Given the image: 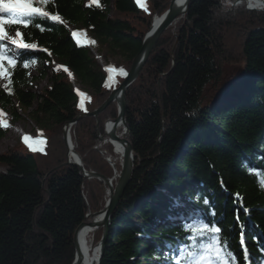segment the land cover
Segmentation results:
<instances>
[{
    "label": "trees",
    "instance_id": "16d2710c",
    "mask_svg": "<svg viewBox=\"0 0 264 264\" xmlns=\"http://www.w3.org/2000/svg\"><path fill=\"white\" fill-rule=\"evenodd\" d=\"M33 2L48 16H21L27 26L4 28L20 31L18 39L33 47L0 50V111L16 121L19 110L29 109L43 143L33 151L20 141L0 153V264H71L75 228L86 213L104 207L108 193L102 180L86 178L67 162L73 158L62 127L95 109L120 84L170 0ZM224 9L219 0H190L186 18L178 16L161 34L126 89L134 170L113 213L100 264H188L177 247L191 248L192 231H184L179 219L190 212L197 218L189 223L197 229L201 219L220 229L218 244L203 242L198 259L204 264H245L246 253L251 264H264V10L245 3ZM69 28L82 30L87 42H75ZM89 46L116 58L110 76ZM50 55L84 87L81 100ZM34 62L43 68L31 76ZM225 62L243 63V69L222 88ZM37 78L48 81L39 91L30 85ZM210 87L216 90L207 103ZM226 87L228 95L219 100ZM117 111L113 101L98 121L83 117L69 130L84 168L109 178L114 173L100 149L110 154L112 147L96 146L105 121ZM6 131L0 126V138ZM101 234L102 228L93 232V244Z\"/></svg>",
    "mask_w": 264,
    "mask_h": 264
},
{
    "label": "water",
    "instance_id": "95a60500",
    "mask_svg": "<svg viewBox=\"0 0 264 264\" xmlns=\"http://www.w3.org/2000/svg\"><path fill=\"white\" fill-rule=\"evenodd\" d=\"M230 1H231V6L224 10L231 11L243 2L246 4V7L248 9L264 10V0H230ZM189 3L190 0H185L184 4L178 5L176 3V0H170L168 8L161 14L159 18L160 19L159 22L153 27L151 25V27L145 34L142 40L141 47L134 56L130 69L127 72L126 76L123 78V80L120 82V84L111 90L109 95L99 106H97L95 109L91 111H84L79 113L71 121L66 122L62 128V134L65 145L68 149V152L71 153L73 157V160H71L70 156H68L67 162L79 166V168L83 172V175L86 178L95 177L102 180L107 186V193H108V198L104 207L96 212L86 213L84 219L75 228L73 233L75 257L71 264H80L82 260V253L79 249L76 240V234L79 228H81L85 224H88L95 228H102L101 237L99 241L96 244H94V246H96L99 250L97 264H100L101 257L105 248V244L107 242V238L110 233V225H111V219L113 213L119 203L120 198L122 197L125 189L127 188L131 180L132 173L134 170V166H133L134 152L130 139L129 128L125 121V112L127 108V101L125 95L126 89L140 74V71L144 63L146 62L148 56L150 55L151 51L156 45L161 34L173 23V21L178 16L183 15L184 19L186 18V14L189 8ZM153 20L155 21V19ZM227 95H228V87L222 89L219 100L224 99ZM113 101H115L117 104V110H118L117 116L115 118L106 120V123L109 122L110 126L109 128L105 127V134L110 139L119 140L121 143H123L124 146L123 159L121 162V170L120 173L118 174V178L115 183H113L112 179H110L108 176L104 174H101L93 170L88 171L84 168L81 157L73 148L69 134L70 126L74 122L78 121L83 117L93 116L98 121L99 114ZM120 124L123 127L124 133L127 134L128 136L127 138L120 137L119 134L117 133V127ZM100 138H103V136H100ZM88 217H91L92 219L87 220Z\"/></svg>",
    "mask_w": 264,
    "mask_h": 264
},
{
    "label": "snow or ice",
    "instance_id": "6c2138e0",
    "mask_svg": "<svg viewBox=\"0 0 264 264\" xmlns=\"http://www.w3.org/2000/svg\"><path fill=\"white\" fill-rule=\"evenodd\" d=\"M41 3L46 2V0H40ZM178 5H182L185 3V0H176ZM34 14H39L41 16H48L47 12H43L40 7L35 6L33 0H0V39L8 36V33L4 30L6 25H25L27 26V21L20 19L21 16H32ZM52 20L58 19L56 16L51 17ZM74 35H76L74 33ZM15 36L17 38L21 37V32L16 31ZM12 40L13 44L18 45L20 48L30 49L33 45L27 43H21L19 39H12L10 36L8 37ZM8 63L11 64L12 61L8 60ZM5 69L0 67V72H4ZM108 71H112V69H108ZM27 140V138H25ZM30 150L31 145H29ZM264 187V182L261 184ZM209 203L208 199H204V204L207 205ZM177 207H179V203L177 202ZM247 212V209H245ZM214 216V210L209 213ZM173 220L178 219L176 217L171 218ZM179 219H184L183 216L179 217ZM184 231L188 232L190 229L192 234L187 237V239L191 242V248H186L185 246H180L179 253L181 257L185 255L188 256V264H204L203 259H198L202 253L205 251L206 245L203 243L204 241H210L214 244H218L219 237L215 235L220 231L218 227H216L215 223L209 225L206 221L201 219L200 226L197 229L191 223L185 221L184 223ZM199 239L200 244L197 245V240ZM219 252V249H217ZM246 264H251L248 260L247 253L245 254ZM176 264H180V261L177 260ZM224 264H227L225 261Z\"/></svg>",
    "mask_w": 264,
    "mask_h": 264
},
{
    "label": "rangeland",
    "instance_id": "374dc122",
    "mask_svg": "<svg viewBox=\"0 0 264 264\" xmlns=\"http://www.w3.org/2000/svg\"><path fill=\"white\" fill-rule=\"evenodd\" d=\"M11 37L12 39H18L15 36V32L8 34V36L0 39V50L4 47L13 49L15 47H18V45L13 44L12 40H10L8 37ZM21 43H23L22 41H20ZM93 50H95L93 48ZM94 54H96L97 56V60L98 63L103 65L105 68L107 65H110L112 67H115V63H116V58L110 56L106 51L101 52L100 54H97L96 52H94ZM49 62L45 61L43 62L44 65H49ZM54 63H56L57 65H60V63L54 58ZM52 63L53 66H55V64ZM43 64H41L40 62H34L30 68H29V72L31 76H36L39 74L40 69H42ZM243 69V63L242 64H234V63H229V62H225L222 65V77H221V86L223 88V86H225L229 81H230V76L233 75H237L239 72H241ZM5 83V79L3 76H0V85H3ZM75 83L77 84V86L79 87V89L84 92V87L76 80ZM31 87L36 90L39 91L41 89H43L45 86L48 85V82L46 79H33L31 81ZM216 90V87H210L207 89V95L209 96V98L207 99V103L211 102L213 99L210 97L214 91ZM16 101H14V105H16ZM21 115L22 118L16 121H13L12 125L16 126V128L20 129V130H24L26 136H22L20 135L18 132L14 131V128H8V130L5 132L4 136L2 138H0V153L7 151L9 148H13L16 147L20 141H24L27 144V141L37 135L38 133V126L35 124V122L29 118L27 116V112L29 111V109L21 111ZM9 112V111H8ZM25 112V113H24ZM0 114L3 116V111H0ZM4 117V116H3ZM63 128V127H62ZM105 130V129H104ZM25 138H27V140H25ZM98 147V145L96 146ZM101 153L103 154L104 159L106 160V162L110 165L112 172L114 173V175H111L113 177L110 176V178L113 180L115 179V177L118 176V174L120 173L121 167L119 169V164L116 166L117 169H119V173H115L114 172V167L113 164L110 160V155H108L105 151H103L102 149H100ZM117 180V179H116ZM116 182V181H115ZM113 182V183H115ZM197 218V216L194 214L192 215V217L190 218V220H195ZM190 220L184 219L182 221H187L189 222ZM93 236V234H92ZM180 248V247H179ZM179 248H177V252L179 253ZM180 254V253H179ZM175 259H177L176 256H174Z\"/></svg>",
    "mask_w": 264,
    "mask_h": 264
},
{
    "label": "bare ground",
    "instance_id": "6f19581e",
    "mask_svg": "<svg viewBox=\"0 0 264 264\" xmlns=\"http://www.w3.org/2000/svg\"><path fill=\"white\" fill-rule=\"evenodd\" d=\"M230 0H226V3L230 4ZM161 15H156L154 17L155 21L152 25L155 26L158 22H159V18ZM178 19H175L173 21L172 24H174ZM70 80L72 82V85L74 87H77V84L75 83V79L70 77ZM110 123H106V128H109ZM117 133L119 134L120 137H124L127 138V134L124 133L123 127L120 124L117 127ZM111 145L112 147V152L109 154L108 152H106L108 155H110V160L113 164L114 172L119 173V169H117V167L115 165L119 164L121 167V162L123 159V143H121L119 140L116 139H110L105 135H103V138H99V143H98V147H104L105 145ZM113 179V178H110ZM100 217V216H99ZM98 217V218H99ZM92 219L91 217H88L87 220ZM97 228L92 227L88 224H85L84 226H82L81 228H79V230L77 231L76 234V240L79 246V249L82 253V260L80 262V264H97V259H98V254H99V250L96 246H94L93 244V239H92V234L93 232L96 230Z\"/></svg>",
    "mask_w": 264,
    "mask_h": 264
},
{
    "label": "built area",
    "instance_id": "2783aa9c",
    "mask_svg": "<svg viewBox=\"0 0 264 264\" xmlns=\"http://www.w3.org/2000/svg\"><path fill=\"white\" fill-rule=\"evenodd\" d=\"M220 3L222 6H224L225 9H227L228 7L231 6V2H230V4H228V3H226V0H220Z\"/></svg>",
    "mask_w": 264,
    "mask_h": 264
}]
</instances>
